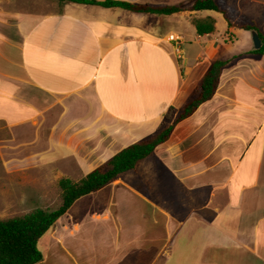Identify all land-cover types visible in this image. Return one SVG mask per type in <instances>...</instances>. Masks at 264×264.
I'll return each instance as SVG.
<instances>
[{"label":"crops","instance_id":"1","mask_svg":"<svg viewBox=\"0 0 264 264\" xmlns=\"http://www.w3.org/2000/svg\"><path fill=\"white\" fill-rule=\"evenodd\" d=\"M62 5L41 14L0 0V121L9 152L29 158L9 169L69 158L84 178L178 115L219 47L189 15L220 14ZM188 37L199 50L181 49ZM253 50L232 55L212 99L135 170L77 200L39 241L38 264H264V55Z\"/></svg>","mask_w":264,"mask_h":264},{"label":"trees","instance_id":"2","mask_svg":"<svg viewBox=\"0 0 264 264\" xmlns=\"http://www.w3.org/2000/svg\"><path fill=\"white\" fill-rule=\"evenodd\" d=\"M59 4L73 3L101 7L104 9H120L129 13L169 17L185 12L212 11L223 15L228 28L231 23L225 12L220 9L216 0H188L187 3L151 6L148 4H133L119 0H50ZM192 25L198 36L211 35L215 31V20L211 17L193 19ZM238 29L247 32H256L261 40V48L248 54L264 55V36L260 33L255 22L242 23ZM240 56L229 60H216L211 63L201 83L197 86L189 101L183 106L176 118H173L174 109L170 108L164 116V123L151 137L131 144L122 149L98 168L91 171L78 182L70 179H61L58 183L61 191V204L55 210L36 209L29 214L10 219H0V264H38L43 260L39 249V241L51 229L56 221L62 217L70 207L80 198L98 192L110 185L120 176L135 168L149 158L155 149L165 143L174 127L189 118L202 104L211 100L215 95L219 79L223 70ZM169 123V124H167Z\"/></svg>","mask_w":264,"mask_h":264},{"label":"rangeland","instance_id":"3","mask_svg":"<svg viewBox=\"0 0 264 264\" xmlns=\"http://www.w3.org/2000/svg\"><path fill=\"white\" fill-rule=\"evenodd\" d=\"M32 11L43 14H51L61 11L63 7L55 1L50 0H25ZM220 9L225 12L227 20L232 27L228 28L223 15H218L217 24L215 21L214 37L219 47L213 48L217 60H229L232 55L244 52L249 47H253L252 36L246 31H239L238 26L242 23L249 24L253 19H257V26L264 36V0H216ZM188 2V0H187ZM185 2V3H187ZM130 14V13H128ZM198 16V15H196ZM157 17V16H156ZM189 20L204 19L189 15ZM222 17V18H221ZM221 18V19H220ZM170 23V22H169ZM178 23L176 21L175 25ZM145 24L159 27L165 30L168 23L158 19H149ZM212 48V47H210ZM182 50H199L191 39L186 38ZM173 115H175L173 113ZM176 118V116H173ZM260 120V117L258 121ZM169 124V123H167ZM11 138L9 129L0 121V219H10L29 214L36 209L55 210L61 204V191L59 181L70 179L77 181L82 178V171H77L73 159L64 158L55 161L47 168L39 169L36 166L26 168L9 169V161L17 159L23 161L27 158L22 151L14 152V149L7 148V140ZM29 160V158H27ZM34 161L33 157H30ZM37 160V159H36ZM30 164V163H29ZM29 166V165H28ZM121 177V176H120ZM163 188V186H159ZM164 193H168V188H164ZM103 201L100 202L102 204Z\"/></svg>","mask_w":264,"mask_h":264},{"label":"water","instance_id":"4","mask_svg":"<svg viewBox=\"0 0 264 264\" xmlns=\"http://www.w3.org/2000/svg\"><path fill=\"white\" fill-rule=\"evenodd\" d=\"M252 43L254 50H259L261 48V40L256 32H252Z\"/></svg>","mask_w":264,"mask_h":264},{"label":"built area","instance_id":"5","mask_svg":"<svg viewBox=\"0 0 264 264\" xmlns=\"http://www.w3.org/2000/svg\"><path fill=\"white\" fill-rule=\"evenodd\" d=\"M168 42H173V43H175L177 45L180 42V39L178 37H175L173 35H170L168 37Z\"/></svg>","mask_w":264,"mask_h":264}]
</instances>
